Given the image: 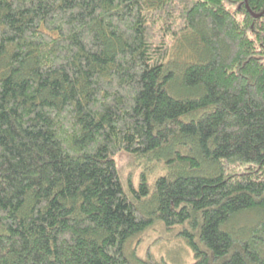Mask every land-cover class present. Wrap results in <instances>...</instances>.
Returning <instances> with one entry per match:
<instances>
[{"label": "trees", "instance_id": "trees-1", "mask_svg": "<svg viewBox=\"0 0 264 264\" xmlns=\"http://www.w3.org/2000/svg\"><path fill=\"white\" fill-rule=\"evenodd\" d=\"M160 223L264 264V0H0V264H167Z\"/></svg>", "mask_w": 264, "mask_h": 264}, {"label": "rangeland", "instance_id": "rangeland-1", "mask_svg": "<svg viewBox=\"0 0 264 264\" xmlns=\"http://www.w3.org/2000/svg\"><path fill=\"white\" fill-rule=\"evenodd\" d=\"M114 159L123 175L127 176L131 172L133 175L136 174L137 170L130 164L126 155L120 154ZM133 178L135 180V176ZM251 216V213L242 215L239 220L240 225L250 222ZM180 230V226L165 227L161 223L157 224L153 230L146 231L130 240L126 250L134 251L139 258H144L146 251L150 250L156 259L163 260L167 264H188L193 260V253L177 235Z\"/></svg>", "mask_w": 264, "mask_h": 264}, {"label": "water", "instance_id": "water-1", "mask_svg": "<svg viewBox=\"0 0 264 264\" xmlns=\"http://www.w3.org/2000/svg\"><path fill=\"white\" fill-rule=\"evenodd\" d=\"M246 6H247V5H246ZM260 15H261V14H254L255 17H258V16H260Z\"/></svg>", "mask_w": 264, "mask_h": 264}]
</instances>
